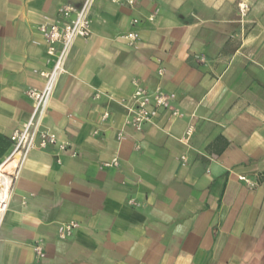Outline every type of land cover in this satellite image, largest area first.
<instances>
[{"label": "crops", "instance_id": "obj_1", "mask_svg": "<svg viewBox=\"0 0 264 264\" xmlns=\"http://www.w3.org/2000/svg\"><path fill=\"white\" fill-rule=\"evenodd\" d=\"M81 2L0 0V165L52 65L38 26ZM89 16L42 122L67 146L13 172L0 264H264V0H94ZM138 89L168 99L140 129Z\"/></svg>", "mask_w": 264, "mask_h": 264}, {"label": "built area", "instance_id": "obj_2", "mask_svg": "<svg viewBox=\"0 0 264 264\" xmlns=\"http://www.w3.org/2000/svg\"><path fill=\"white\" fill-rule=\"evenodd\" d=\"M111 1L133 5L136 0ZM93 2L94 0H82L79 7L65 5L59 12L60 22L57 20L49 24H40L38 26V31L42 34L46 44V53L52 57V65L49 69L40 71V76L43 78V83L40 88H29L25 91V94L32 100V110L28 119L19 127L15 128L9 136V139L13 143V149L6 160L17 153L19 154L14 171L16 167L24 161L28 153L36 147L44 149L49 145H55L60 150H64L67 146V143L59 142L54 133L44 130L42 128V122L57 80L59 76L65 72V62L73 42L77 38H87L91 34V19L89 12ZM238 9L242 16L247 9V5L245 3H239ZM125 38L131 41L134 39V35L133 33H128ZM131 100L132 105L128 109L131 114V119L128 123L134 128L140 129L141 126L151 118V106H164L168 99L167 96L159 90H157L155 94L150 95L145 90L138 89L131 96ZM191 132L192 129L189 127L185 131L183 137H181V141L186 143ZM12 174L9 175L11 179L10 187L13 178ZM7 204L8 197L3 204L0 221L6 210ZM75 227L76 223L74 221L66 223L60 237L64 238L69 236Z\"/></svg>", "mask_w": 264, "mask_h": 264}, {"label": "bare ground", "instance_id": "obj_3", "mask_svg": "<svg viewBox=\"0 0 264 264\" xmlns=\"http://www.w3.org/2000/svg\"><path fill=\"white\" fill-rule=\"evenodd\" d=\"M18 158L19 154L17 153L0 165V218L3 210V204L8 197V190L11 182L9 175L13 173Z\"/></svg>", "mask_w": 264, "mask_h": 264}]
</instances>
